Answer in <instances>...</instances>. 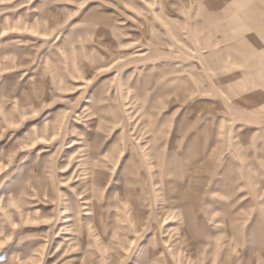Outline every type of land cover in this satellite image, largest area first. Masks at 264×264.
<instances>
[{"label": "rangeland", "instance_id": "374dc122", "mask_svg": "<svg viewBox=\"0 0 264 264\" xmlns=\"http://www.w3.org/2000/svg\"><path fill=\"white\" fill-rule=\"evenodd\" d=\"M233 1L0 0V264L207 262L199 232L214 222L198 205L218 199L214 153L251 167L264 151V90H224L223 64L205 59L223 47L201 46L222 32L192 27ZM242 122L254 136L240 143ZM167 183L184 216L169 210L160 235ZM133 199L152 224L114 238L131 234Z\"/></svg>", "mask_w": 264, "mask_h": 264}, {"label": "crops", "instance_id": "0c3cea01", "mask_svg": "<svg viewBox=\"0 0 264 264\" xmlns=\"http://www.w3.org/2000/svg\"><path fill=\"white\" fill-rule=\"evenodd\" d=\"M249 4L248 0H234L228 3L222 12L208 13L203 22L193 23L192 26L195 27L198 24V30L207 29L216 33L222 32L221 37L214 38L212 44L201 43V46H208L207 48L211 46L223 47L222 50L210 54L205 59L209 62L213 59L220 62L221 65L223 64L222 67L217 68V72L227 79L228 86H225L224 90H239V93L245 98L250 90H264V85L260 83L264 79V2L257 0L251 5ZM250 6L253 7L250 9ZM262 102L257 106L264 109V99ZM220 123H213L215 134L220 132ZM242 124L238 133L240 143L246 142L249 137L254 136V133H248V124L246 122H242ZM225 134V139L218 141L219 143H228L226 130ZM224 148L223 154L220 150L214 153L215 161H213L214 168H220L214 172L219 177L215 180L216 175L214 174L213 183L218 199L209 200L207 207L198 205L201 212L203 209L204 215L209 220L213 218L214 222L213 230L199 232V238L206 240L200 243L205 244V247L201 248L202 252L208 256V260L204 264H220L223 261H225L223 264H264V151L254 152V156H251L254 161L250 163L251 167H249V164L243 162L244 153L237 156V153L233 154L226 145ZM210 160L212 161V157ZM221 162L222 165H217ZM178 180L177 178L176 181ZM173 185L174 187H170L167 183L165 191L160 194L161 197L158 198L160 207L158 203H153L159 211V217L156 215L155 219L161 223L160 235L165 220L163 215L169 210L184 216L185 206L180 196L182 192H178L183 188L177 183ZM204 186L206 187V185ZM145 189L146 185L144 191ZM115 191L116 187L107 186V197L106 199L101 198V202L97 206L99 214L102 215L105 209L115 202V199L112 198ZM152 191H148L147 195L152 196ZM130 193L133 194V192ZM154 202L156 201L154 200ZM101 203H104L103 207H101ZM127 205V226L131 234H114V238L136 239L141 237V234L145 235L148 232L145 230L148 229L147 225L150 227L149 224H152L153 214H150L146 209L148 204L135 205L133 199V201L129 200ZM203 219L205 217L200 216L198 223L205 226ZM152 227L150 232H153ZM82 228L83 226L80 227L81 233H83ZM95 229L98 232L95 236L103 240L109 237V234L106 231H100L98 226ZM121 230L123 232L124 229ZM134 247L133 243L128 242L125 256L134 255L136 250ZM123 250L125 251V247ZM175 253L174 250L172 254ZM180 254H182L181 250L176 256L180 258ZM188 261V264H197L198 262L194 258H188ZM167 262L169 263V261Z\"/></svg>", "mask_w": 264, "mask_h": 264}]
</instances>
